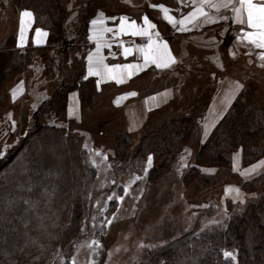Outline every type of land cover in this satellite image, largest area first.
I'll return each instance as SVG.
<instances>
[{"label":"rangeland","instance_id":"obj_1","mask_svg":"<svg viewBox=\"0 0 264 264\" xmlns=\"http://www.w3.org/2000/svg\"><path fill=\"white\" fill-rule=\"evenodd\" d=\"M13 1L0 0L3 6L1 22L5 19L15 20L17 14L14 15L10 9ZM25 1L27 4L31 2V0ZM59 2L65 9L62 34L63 39L66 40L65 44H55L47 50L43 48L44 46L29 50L31 61L26 69L6 82L0 90L2 100L0 102V152L3 153L0 155V160L32 129L37 119L32 117V113L36 109H38L36 114L42 118L40 124L45 123L65 129L92 152V163L98 172L94 183L96 193L93 199V212L88 233L86 232L82 241L75 246L71 264H93L97 247L101 243L105 244L103 264H143V254L158 248L171 236L186 230H207L221 223L231 214L240 212L249 199L264 194L261 190L245 191L243 189L241 182L256 175L260 168L256 167V170L252 171L253 162L243 165L240 161L237 164L233 152L229 153L230 169L217 170L215 166L198 168L201 174L217 173L211 184L206 185L195 179L184 181V174L193 164L196 150L213 128L208 133L203 129V115L206 109L197 118L195 128L187 142L174 148L172 154H168L172 159L171 168L157 180L146 181L142 174L135 172L128 165V161L132 160L138 149L147 121L152 120L163 110L174 117L187 115L201 95L213 88L210 94L211 100L216 91L214 89L216 77L226 72V66L223 62V68L215 69L212 75L210 61L213 60H209V56L211 54V57L222 58L221 60L225 61L224 54L219 50L217 52L220 55L217 52L212 54L218 39H220L219 44L224 41L223 36L209 38L208 42L211 41V44L205 43L203 50L190 49L192 54L187 55L186 59L170 72L166 80L149 79L151 76L154 77L151 73L146 79L143 77L134 80L129 87H133L135 83L147 84L144 82L150 83L151 86L140 87V89H126L128 86H122L124 89H115V86L108 85L97 89L93 83L94 101L85 107L80 105L77 90L71 88L66 94L64 116L59 117L56 116V94L60 93L64 87L70 88L81 78H86L83 74L85 53L83 29H85L87 14L99 7H106L111 11H122V8H125L124 10L133 12L136 11V4H139L146 9L145 0H59ZM126 3L134 4V6L129 9L125 6ZM39 9L42 11L43 8L39 7ZM69 28L71 29L68 32ZM9 32L10 30L5 29V26L0 27L1 35L6 36ZM70 36H73V39L70 40ZM73 45H75L74 48ZM81 57L83 67L79 75H76L78 60ZM255 80L256 88H251L255 93H259L257 95L259 96L264 92V78L259 77ZM166 84L175 86V99L171 100L172 102L161 103L163 93L155 94L151 90H160L158 88ZM13 88L17 92L15 99L12 97ZM71 91L77 93L76 109L74 111L70 109V112H67L68 95ZM125 92H135L137 97L126 96ZM125 96V104H120ZM118 99L119 103H115ZM49 102L51 104H48ZM145 116L147 117L143 121ZM130 128L131 131H129ZM126 133L127 137H125ZM116 136H122L129 142L125 146L124 155L119 160H114ZM49 143L51 142L37 140L35 146L37 149H44L49 146ZM47 151L50 152V149L48 148ZM149 155L152 154L149 153ZM164 156L166 153H162L153 160L152 155L151 166L156 165ZM51 159L49 165L56 161ZM148 167L146 159L144 169ZM205 169L214 171L209 172ZM236 189H239V193L235 191ZM110 197L115 200V204L112 212L107 215L104 210L108 206V201L111 200ZM119 197L123 199H118ZM98 221H103L102 232H100L101 229L97 230L100 225ZM233 257L229 258L233 259Z\"/></svg>","mask_w":264,"mask_h":264},{"label":"trees","instance_id":"obj_2","mask_svg":"<svg viewBox=\"0 0 264 264\" xmlns=\"http://www.w3.org/2000/svg\"><path fill=\"white\" fill-rule=\"evenodd\" d=\"M25 2L14 0L10 9L14 15L21 8L32 11L34 26L47 31L43 48L47 50L55 44H65L62 36L65 9L59 0ZM39 7L43 8L42 11ZM2 12L0 3V22ZM34 48L17 47L15 34L6 37L0 45V90L26 69L31 61L28 51ZM82 67L81 57L76 75ZM79 81L56 94V116H64L66 94L71 88L77 90L81 107L94 101L93 80L81 78ZM211 89L192 105L189 114L174 117L163 110L147 121L138 149L128 161V165L146 181L154 182L171 168L172 159L168 154L187 142L197 118L209 104ZM37 111L32 113V117H37L32 129L0 160V264H71L75 246L88 233L92 217L96 193L94 183L98 173L92 163V152L65 129L40 124L42 118ZM37 140L54 145L49 143L48 147L37 149ZM128 144L122 136L114 138V160L124 155ZM237 149L243 165L264 156V106L251 87L242 88L215 123L196 150L184 181L195 179L211 184L217 173L201 174L198 168L230 169L229 153ZM149 153L153 160L162 153L166 156L145 171ZM51 158L56 161L49 165ZM241 183L245 191H264V171ZM114 204L115 200H109L104 213L112 212ZM99 223L97 230L102 232L103 221ZM224 251H230L234 259L226 257ZM96 252L93 264H103L105 244H99ZM142 259L143 264H264V194L249 199L240 212L207 230H186L171 236L158 248L148 250Z\"/></svg>","mask_w":264,"mask_h":264},{"label":"crops","instance_id":"obj_3","mask_svg":"<svg viewBox=\"0 0 264 264\" xmlns=\"http://www.w3.org/2000/svg\"><path fill=\"white\" fill-rule=\"evenodd\" d=\"M145 2L147 4H145L146 9L143 8V5L136 4V11L133 12L126 11L124 10L125 8H122V11H111L106 9V7H99L89 12L90 14L87 16L85 31L83 74L86 78H91L93 80L97 89L108 85L111 87L115 86V89H124L122 86H128L126 89H140V87H148L151 86L148 82H144L147 83L145 85H141L142 83L140 85L135 83L133 87L129 86L134 80H139L143 77H145L146 79V77H148L151 73L154 74V77L151 76L149 77V79L153 78V80H166L169 77L170 72L175 67L179 66V64L186 59L187 55L189 56V54L191 53L190 49L203 50L205 43L206 45L211 44V41L208 42L209 38L214 37L215 39L218 35L223 36L224 41L222 42V44H219L218 41L220 39H218L215 48L212 50V54L219 50V52L224 54L223 59H225V61L221 60L222 58H213L211 57V54L209 56V60H213L210 61L212 75L214 74L215 69H222L224 63L226 66V72L216 77L217 80L216 82H214V89H216V91L213 94L211 100L209 101V104L206 107L205 113L203 115V129H205L208 133V131L226 112L237 93L242 89L241 88L240 90L235 91L234 82L239 81L241 84L244 85L243 88L252 87L253 89H255V79L259 77L264 78V67L261 66L262 64H264V60H261L259 56V53L264 50L256 48L247 41L238 40L237 36L243 35V33L240 32V28L242 26L238 23H233L231 18L227 20H216L212 24H201L197 27L187 25L189 29L188 31H177V28L180 27L179 23L173 26L167 20L164 19L163 11L160 8L152 6L155 3L164 4L169 9L170 15L174 16L176 20L179 21L181 17L187 15V13L192 10L191 0H183V2L182 0H145ZM136 3L140 2L136 1ZM126 4L125 6H127V8L129 9L134 6V4ZM24 10L31 11L30 9L22 8L16 15L15 20L11 21L9 19H5L4 22H0V27L5 26V29L10 30V32L6 36L0 34V45L4 42L5 38L11 34H15L16 45L20 48H24L27 46L40 47L46 43L47 31L42 27L34 26L33 16L31 20L27 21L26 23V27L23 34L24 38L23 41H21L19 13ZM206 11H208L209 14L214 17H217L219 15H226L228 17H232L234 15L230 10L226 11L224 9H221L219 12H216L214 9H206ZM101 13H103V15H101ZM144 16H147L149 20L154 25H156L155 28L149 29V32L152 33V39H163L164 41H166L172 55L175 57V63L171 67L165 69H158L155 67L154 64H148L147 66H144L143 56L142 53L139 51V47L148 44V36L147 40L143 42H137L135 39L126 42L125 39L127 38L130 39L141 36H133L131 32L121 33L118 36L115 35V33L119 32L121 17H127L129 22L134 20L140 28H143L145 27L143 21ZM93 20L102 21V24L98 23L96 25H93ZM243 27L245 28V30H249L247 29L246 25H244ZM36 29H40L41 32L45 33L46 35H38ZM70 29L71 28L68 29V32ZM102 29H111L112 31H103L102 35L97 36V39H90L91 36L96 35ZM156 33H159V36H157ZM69 39H73V36H70ZM98 41L101 45L99 49V55L104 58L105 64L109 66L139 64L141 65L140 69L134 70L133 75L131 76L128 75L127 69L115 70L117 74L123 77V81L121 83H117L115 80H109L101 76L89 75L88 56L90 53L93 54V56L97 54L96 49ZM213 45L214 43L212 44V46ZM125 47L130 48L132 50L131 53L127 56L123 54V49ZM217 54L220 55L218 52ZM205 61L208 62L207 60ZM159 89L160 90H157L155 94L163 93L161 96V98L163 99L161 103H167L168 101L175 99V86L171 84H166L165 86ZM255 94L259 102L264 106V92H262L259 96H257L259 93ZM135 97H137V95H135ZM77 98V93L73 91L69 92L67 112H70V109L73 111L74 109H76ZM125 98L126 96L121 99L120 104H125ZM146 117L147 116L143 117L142 120L144 121ZM233 154L237 159V164H239V162L241 161L240 150L237 149L233 151ZM262 161H264V156L252 163V165H256L258 168H260L257 173L264 171V164H261Z\"/></svg>","mask_w":264,"mask_h":264},{"label":"snow or ice","instance_id":"obj_4","mask_svg":"<svg viewBox=\"0 0 264 264\" xmlns=\"http://www.w3.org/2000/svg\"><path fill=\"white\" fill-rule=\"evenodd\" d=\"M183 2V0H182ZM192 10L187 13V15L181 17L179 21L172 15H170L169 9L164 4H154L153 7H158L163 11L164 19L167 20L170 24L175 26L179 23L180 27L177 28V31H188L187 25H192L193 27L200 26L201 24H212L216 20H227L232 19L233 23H238L242 27L240 28V32L243 33L241 36H237L238 40L247 41L251 45L256 48L264 50V0H191ZM206 9H214L216 12H219L221 9L230 10L234 15L232 17H228L226 15H219L214 17L209 14ZM103 15V13H101ZM33 16V13L29 10H24L19 13L20 18V32H21V41H23V34L26 27L27 21H30ZM145 27L140 28L136 21H128L127 17L120 18V26L119 32L115 33V35H120L121 33L131 32L133 36H148L149 42L147 45L140 46L139 51L143 56L144 66L148 64H154L158 69H165L171 67L175 63V57L172 55L168 44L163 39L154 40L152 39V33L149 32V29L155 28L154 25L147 16L143 17ZM102 24V21L93 20L92 24ZM247 26V29L243 27ZM103 31H112L111 29H102L96 35L90 37V39H97L98 35H102ZM38 35H46L42 33L40 29H36ZM159 36V33H156ZM101 45L99 41L97 42V54L93 56V54H89V66L88 73L89 75H97L109 80H115L117 83H121L123 81V77L116 73L117 69H127L128 75H133L134 70H139L141 65L139 64H125V65H113L109 66L104 63V58L99 55V49ZM131 49L125 47L123 49V54L125 56L131 53ZM260 59L264 60V51L259 53ZM264 67V64L261 65ZM99 83V82H98ZM235 83V91L240 90L244 87L239 81ZM135 92L127 93L126 96H135ZM17 96V92L14 89L12 91V97L15 99ZM115 103H119V99L115 101ZM71 114V113H70ZM132 129L130 128L129 131ZM3 153L0 152V155ZM152 156L149 155L147 157V164L150 167L152 164ZM264 164V161L261 162ZM256 165L252 167V171L256 170ZM147 171V169H145ZM205 171H214L213 169H205ZM247 174V173H245ZM139 179V177H137ZM239 193V189L235 190ZM111 199V197H110ZM118 199H123L119 197ZM243 202V201H242ZM98 243V242H94ZM226 257H233L231 252H224ZM234 259V257H233Z\"/></svg>","mask_w":264,"mask_h":264},{"label":"built area","instance_id":"obj_5","mask_svg":"<svg viewBox=\"0 0 264 264\" xmlns=\"http://www.w3.org/2000/svg\"><path fill=\"white\" fill-rule=\"evenodd\" d=\"M138 42H143L145 40H147V36H141V37H137L136 38ZM129 41V39H127V42Z\"/></svg>","mask_w":264,"mask_h":264}]
</instances>
